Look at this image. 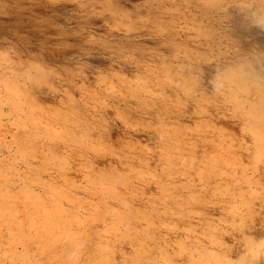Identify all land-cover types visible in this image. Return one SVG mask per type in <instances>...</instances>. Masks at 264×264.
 I'll list each match as a JSON object with an SVG mask.
<instances>
[{
    "label": "rangeland",
    "instance_id": "obj_1",
    "mask_svg": "<svg viewBox=\"0 0 264 264\" xmlns=\"http://www.w3.org/2000/svg\"><path fill=\"white\" fill-rule=\"evenodd\" d=\"M5 58L0 264H264V0H0Z\"/></svg>",
    "mask_w": 264,
    "mask_h": 264
},
{
    "label": "clouds",
    "instance_id": "obj_2",
    "mask_svg": "<svg viewBox=\"0 0 264 264\" xmlns=\"http://www.w3.org/2000/svg\"><path fill=\"white\" fill-rule=\"evenodd\" d=\"M240 3L243 4V0H240ZM9 63L6 58L0 60V77L3 78L5 85H11L16 77L13 69L7 66ZM213 83L216 93L222 98L223 103L228 104L235 100L236 93L233 90V84L223 74L218 75Z\"/></svg>",
    "mask_w": 264,
    "mask_h": 264
},
{
    "label": "bare ground",
    "instance_id": "obj_3",
    "mask_svg": "<svg viewBox=\"0 0 264 264\" xmlns=\"http://www.w3.org/2000/svg\"><path fill=\"white\" fill-rule=\"evenodd\" d=\"M231 73V72H230ZM232 75V74H231ZM232 78H234V77H232ZM250 249V248H249ZM206 257V256H205ZM216 261H218V260H216ZM219 262V261H218ZM221 262V261H220ZM220 262H219V264H220ZM226 262V261H225ZM216 263V262H215ZM218 264V263H217Z\"/></svg>",
    "mask_w": 264,
    "mask_h": 264
}]
</instances>
